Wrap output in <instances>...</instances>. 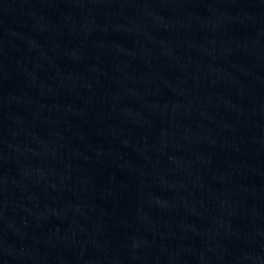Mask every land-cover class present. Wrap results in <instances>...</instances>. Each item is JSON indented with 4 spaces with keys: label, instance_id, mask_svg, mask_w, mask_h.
Wrapping results in <instances>:
<instances>
[{
    "label": "water",
    "instance_id": "water-1",
    "mask_svg": "<svg viewBox=\"0 0 264 264\" xmlns=\"http://www.w3.org/2000/svg\"><path fill=\"white\" fill-rule=\"evenodd\" d=\"M0 264H264V0H0Z\"/></svg>",
    "mask_w": 264,
    "mask_h": 264
}]
</instances>
